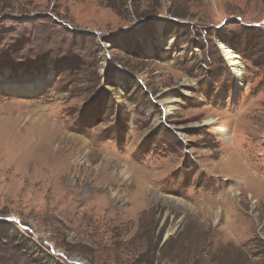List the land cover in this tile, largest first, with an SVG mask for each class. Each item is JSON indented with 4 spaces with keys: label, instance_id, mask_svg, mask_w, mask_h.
<instances>
[{
    "label": "rangeland",
    "instance_id": "obj_1",
    "mask_svg": "<svg viewBox=\"0 0 264 264\" xmlns=\"http://www.w3.org/2000/svg\"><path fill=\"white\" fill-rule=\"evenodd\" d=\"M248 175L264 0H0V264H264Z\"/></svg>",
    "mask_w": 264,
    "mask_h": 264
},
{
    "label": "bare ground",
    "instance_id": "obj_2",
    "mask_svg": "<svg viewBox=\"0 0 264 264\" xmlns=\"http://www.w3.org/2000/svg\"><path fill=\"white\" fill-rule=\"evenodd\" d=\"M224 55L227 58L230 66L233 68L232 70L234 71V73L237 75V77H240V73H241L240 65L237 61H235L233 59L234 56L230 52H227V51H224ZM23 81L24 82H21V83L24 84V87H19V88L25 89L27 87L26 91H28L29 89H30V91H32V89L30 87L32 85V88H33L34 83L31 81H27V80H23ZM10 89L11 88H9V91H10ZM15 89H17V88H15ZM35 89H36V87H35ZM13 126H11V127H13ZM51 128H52L51 126L46 125L45 123H43L42 121L39 120V121L33 122L32 130H31L32 136H37V139H39L41 141L40 146H42L43 149H46V150H48V148H50V146H49L50 144H52V143L54 144L55 142H59V136L58 135H57V137L54 136L52 134ZM53 133H55V132H53ZM64 139L67 140V138H64ZM47 140H49V141H47ZM225 140H227V139H225ZM21 141H25V138L20 137V142ZM51 151L54 152V150H51ZM56 153L60 154L58 149H56ZM102 159H103V161H105L104 158H102ZM86 163L90 165L88 160H86ZM79 165H80V163H79ZM123 169H124V167H123ZM99 171H104V169H102L100 167ZM120 175L122 177V181L125 179L128 180V182H130L132 185L135 186L134 188H136L137 192H139L142 189L144 183H143V180L141 177H137L135 174H132V173L128 174V173H126V171H121ZM245 178H246V182L244 183V186L242 187V188H244V190L246 189V190H250V191H255L257 187L254 185V183H258L260 185L259 187L263 188V190H264V183L261 182L260 180H258L256 177H251L248 175V176H245ZM113 183H115V182L113 181ZM259 187L257 188V190L259 189ZM169 200H171V199H169ZM172 202L177 204V205L184 206L179 201L173 200Z\"/></svg>",
    "mask_w": 264,
    "mask_h": 264
},
{
    "label": "trees",
    "instance_id": "obj_3",
    "mask_svg": "<svg viewBox=\"0 0 264 264\" xmlns=\"http://www.w3.org/2000/svg\"><path fill=\"white\" fill-rule=\"evenodd\" d=\"M126 52H128V54H131V53H132V55H131L132 57L137 56L138 53H139V52H138V48H136V47H133L131 50L127 49ZM137 52H138V53H137ZM114 87H115V86H114ZM104 109L107 110V105L104 106ZM28 242H29V241H28ZM29 246H31L30 249H32V248L34 247V245H33L32 243H30ZM29 246L27 245L26 248H28ZM262 255H263V253H262Z\"/></svg>",
    "mask_w": 264,
    "mask_h": 264
},
{
    "label": "water",
    "instance_id": "obj_4",
    "mask_svg": "<svg viewBox=\"0 0 264 264\" xmlns=\"http://www.w3.org/2000/svg\"><path fill=\"white\" fill-rule=\"evenodd\" d=\"M51 251H52V253H54V252H53V250H51ZM73 263H76V262H75V261H73Z\"/></svg>",
    "mask_w": 264,
    "mask_h": 264
}]
</instances>
